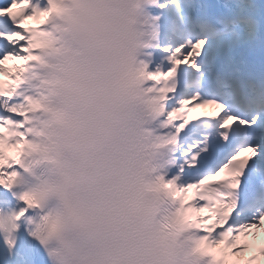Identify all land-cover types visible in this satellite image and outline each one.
<instances>
[{"label":"clouds","instance_id":"clouds-1","mask_svg":"<svg viewBox=\"0 0 264 264\" xmlns=\"http://www.w3.org/2000/svg\"><path fill=\"white\" fill-rule=\"evenodd\" d=\"M158 2L55 0L30 73L34 147L15 185L33 197L25 219L44 264H199L162 185L175 146L145 63Z\"/></svg>","mask_w":264,"mask_h":264},{"label":"snow or ice","instance_id":"snow-or-ice-1","mask_svg":"<svg viewBox=\"0 0 264 264\" xmlns=\"http://www.w3.org/2000/svg\"><path fill=\"white\" fill-rule=\"evenodd\" d=\"M49 2L0 0V202L16 208L0 213V264H44L25 219L33 197L15 185L34 147L30 73L58 11ZM154 16L161 37L145 63L175 146L162 185L176 220L199 264H264V3L159 0Z\"/></svg>","mask_w":264,"mask_h":264}]
</instances>
